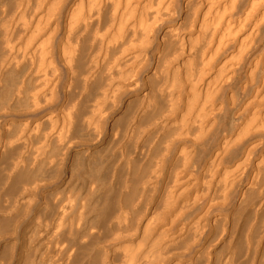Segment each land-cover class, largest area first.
Here are the masks:
<instances>
[{"label":"bare ground","instance_id":"bare-ground-1","mask_svg":"<svg viewBox=\"0 0 264 264\" xmlns=\"http://www.w3.org/2000/svg\"><path fill=\"white\" fill-rule=\"evenodd\" d=\"M258 233L264 0H0V264H264Z\"/></svg>","mask_w":264,"mask_h":264},{"label":"rangeland","instance_id":"rangeland-1","mask_svg":"<svg viewBox=\"0 0 264 264\" xmlns=\"http://www.w3.org/2000/svg\"><path fill=\"white\" fill-rule=\"evenodd\" d=\"M246 226H243V227H240V228H242V229H239V231H237L236 233H235V235L233 236V238L232 239H230L231 240V242H230V240H224L223 242L221 241V240H219L218 241V244H217V247H216V249H215V251L218 249V248H220V250H217V251H219L218 253H217V251H216V254H218L217 256H220V254L222 253V255L224 254V253H226V252H228V250L230 249V250H233L232 249V247L233 248H235L237 245H235V244H237V242H238V239L236 238V237H239V236H241V231L243 232V235H244V233H245V230H246V228H245ZM245 229V230H244ZM240 232V233H239ZM237 234H238V236H237ZM240 234V235H239ZM259 235H255L254 236V241H258V239L261 241V242H263L264 243V236H263V234L262 233H258ZM227 239V238H226ZM234 240L236 241V242H234ZM222 243H221V242ZM225 241H226V244H225ZM235 244H234V243ZM232 243V244H231ZM224 244V245H223ZM228 247V248H225L226 246ZM230 245V246H229ZM234 245V246H233ZM222 248V249H221ZM223 248H224V250H225V252H223L222 250H223ZM228 249V250H227ZM221 252V253H220ZM0 262H1V260H0Z\"/></svg>","mask_w":264,"mask_h":264}]
</instances>
